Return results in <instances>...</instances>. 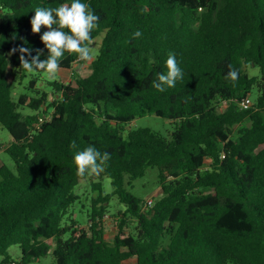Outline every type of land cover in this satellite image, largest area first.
<instances>
[{"label": "trees", "instance_id": "1", "mask_svg": "<svg viewBox=\"0 0 264 264\" xmlns=\"http://www.w3.org/2000/svg\"><path fill=\"white\" fill-rule=\"evenodd\" d=\"M86 2L99 16L91 33L101 36L98 52L84 76L73 68L78 55L66 52L60 69L71 71L70 81H46L47 103L43 92L12 99L11 87L28 73L12 49L29 47L32 56L39 49L46 59L48 29L32 33L34 11L71 0H0V125L10 135L2 153L13 162L0 163V264H28L49 252L53 264H264V0ZM137 30L142 36L133 39ZM170 53L184 78L161 93L153 83ZM247 66L260 76H249ZM245 97L251 104L241 109ZM147 114L172 120L174 129L122 135ZM88 146L110 155L99 176L110 178L113 192L92 183L97 195L81 228L64 219L88 176L73 157ZM149 167L162 193L151 204L124 186L125 176L142 177ZM111 195L125 209L107 240L102 218Z\"/></svg>", "mask_w": 264, "mask_h": 264}, {"label": "clouds", "instance_id": "2", "mask_svg": "<svg viewBox=\"0 0 264 264\" xmlns=\"http://www.w3.org/2000/svg\"><path fill=\"white\" fill-rule=\"evenodd\" d=\"M34 13L30 21L31 31L34 34L40 33L42 26L48 29L41 35V41L48 51V56L41 60L42 50L36 49L35 56H32L33 49L29 47L12 49L13 54L17 51L20 53L19 59L23 69L28 72L44 71L50 79H54L66 52L77 54L79 60L83 62L93 59L94 54L90 51L89 45L92 43L91 33L98 27L99 16L94 14V10L86 0H71L70 4H61L55 8L37 7ZM132 36L136 39L141 37L142 33L137 30ZM26 56L30 59H26ZM165 64L167 71L157 73L153 83V87L161 93L174 88L177 82L184 78V72L175 54L170 53ZM228 75L232 81L238 78L236 71H230ZM71 147H76L74 142ZM109 156L107 152L102 154L95 146H88L76 152L73 159L79 175H99L104 171L102 165Z\"/></svg>", "mask_w": 264, "mask_h": 264}, {"label": "rangeland", "instance_id": "3", "mask_svg": "<svg viewBox=\"0 0 264 264\" xmlns=\"http://www.w3.org/2000/svg\"><path fill=\"white\" fill-rule=\"evenodd\" d=\"M101 36H97L92 40V43L89 45L90 51L94 54L93 58L96 56L98 52V48L100 45ZM91 61V60H90ZM90 61L83 62L79 61L74 63L77 66H80L78 69V74L80 76H84L90 72ZM245 72L249 76H260V70L257 66H247L245 68ZM60 73L62 75H60ZM71 71H66L63 69H59L57 76L54 79L62 80L64 83L70 81ZM31 79H37V86L34 85L35 90L29 89V82ZM54 79H50L48 74L44 71L41 72H28L23 79H18L16 83L11 87V97L13 100H17L18 96L21 93H27L29 96H38L42 92L46 93V102L50 103L52 101V94L50 92L51 86L47 84L46 81H52ZM28 86V88H27ZM37 90V92H35ZM257 92L256 89L253 88L251 90L250 98H255ZM222 104L219 108L223 109ZM23 113H37L36 110H31L26 106H21L19 108ZM175 122L172 120H168L162 117L155 116L153 114H147L143 117L135 118L129 124L124 127V131L122 132L123 136H126L127 132L130 129L135 128H150L154 131H157L163 135H168L174 129ZM10 141V135L8 131L0 125V163H4L9 167H13L12 160L5 154L2 153V149L5 145H7ZM100 182L103 194H112L113 187L111 185L110 178L104 176L100 177L99 175H88L85 179L81 180L78 185L74 188V193L78 195L77 201L70 208L69 214L64 219V222H69L70 218L77 220L79 223V227L87 228L89 226V222L86 219V210L89 209L90 202L92 197L97 195V191L92 189V183ZM125 188L131 192L134 196H136L139 200H155L159 198L161 193V188L157 178V169L154 167H149L146 169L144 175L142 177L128 180V177L125 176ZM105 216L102 218V226L104 229V235L107 240H111L116 233V220L120 217L121 213L124 211L125 206L121 204L115 195L109 196L108 202L105 203ZM128 231V229H125ZM66 234L64 237H67ZM50 242V241H49ZM9 254L16 261L19 260L20 257V249L16 245H12L8 249ZM54 259L51 253L49 252L46 256L40 257L38 259L31 260L28 264H53ZM134 259L125 261V264H134ZM18 264H22L18 262Z\"/></svg>", "mask_w": 264, "mask_h": 264}, {"label": "built area", "instance_id": "4", "mask_svg": "<svg viewBox=\"0 0 264 264\" xmlns=\"http://www.w3.org/2000/svg\"><path fill=\"white\" fill-rule=\"evenodd\" d=\"M250 104H251V101H250L249 97H245V98L241 99V101L239 102V106L241 109H247L250 106ZM39 121L40 122L42 121V117L39 118ZM146 203L151 204L152 200L148 199V200H146ZM11 264H14V262H12Z\"/></svg>", "mask_w": 264, "mask_h": 264}, {"label": "crops", "instance_id": "5", "mask_svg": "<svg viewBox=\"0 0 264 264\" xmlns=\"http://www.w3.org/2000/svg\"><path fill=\"white\" fill-rule=\"evenodd\" d=\"M73 68H76V71H78V69L80 68V66H77V65H73ZM66 71H70V70H66ZM60 75H62L61 73H60ZM60 81H62V80H60ZM63 82V81H62ZM2 146V145H1Z\"/></svg>", "mask_w": 264, "mask_h": 264}]
</instances>
